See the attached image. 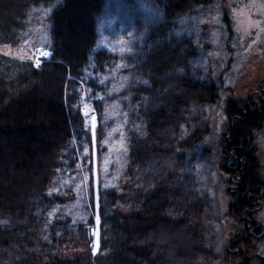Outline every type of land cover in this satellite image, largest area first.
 I'll return each mask as SVG.
<instances>
[{"label":"trees","instance_id":"trees-1","mask_svg":"<svg viewBox=\"0 0 264 264\" xmlns=\"http://www.w3.org/2000/svg\"><path fill=\"white\" fill-rule=\"evenodd\" d=\"M213 1L154 0L162 21L150 26L143 34L146 37L142 45L134 43L135 56H128L134 67L137 63L140 65L145 80L130 88L131 104L125 100L130 107L129 118L141 128L140 134L128 132L126 167L127 173L135 176L139 208L129 212L117 208L127 199L124 191L132 186L118 192L102 189L98 181L94 194L90 179L91 214L86 223L77 225V244L82 249L71 256L57 252L47 264H198V260L208 258L209 253L197 243L193 229L184 220H173L165 214L172 195L165 185L169 172L183 156L176 146L187 148L206 131L205 124L198 119L193 123L190 138L178 143L185 111L214 103L219 89L215 82L201 84L190 77L186 70L194 54L192 44L169 34V30L174 19ZM106 2L0 0V48L14 41L30 7L52 6L47 17L50 25L48 58L37 66L31 60L0 53V206L18 217L24 215L29 206L44 200L60 166L62 151L69 143L86 140L92 145L93 135L97 156L103 135L100 122L104 108L101 99L86 94L83 69L90 56L94 57L99 70L117 60L118 56L105 48L92 53L96 17ZM225 11L221 17L222 29H229ZM87 85L92 91L101 89L94 79ZM260 91L263 98L258 108L256 104L254 108L248 107L240 99L226 100L224 110L231 124L230 139L217 159L220 171L226 174V177L222 175V182L230 198L226 204L227 215L238 219L241 227L245 226L252 203L264 199V175L254 146L255 132L264 122V88ZM123 94L124 91L113 94L109 99H120ZM83 104L95 115L93 133L81 113ZM232 187L235 192L231 191ZM95 214L98 217L96 247L92 233ZM68 221L50 225L54 241H57L55 226L65 228ZM260 232L256 224L254 229L251 227L249 237L238 233L236 243L249 246L254 234ZM234 254L241 264H247L248 258L243 252Z\"/></svg>","mask_w":264,"mask_h":264},{"label":"rangeland","instance_id":"rangeland-1","mask_svg":"<svg viewBox=\"0 0 264 264\" xmlns=\"http://www.w3.org/2000/svg\"><path fill=\"white\" fill-rule=\"evenodd\" d=\"M205 5L174 19V25L169 30V34L187 39L192 44L194 54L188 60L186 70L190 77L201 84L215 82L219 89L214 103L190 108L183 115L178 143L190 138L193 123L198 119L205 124L206 131L189 147L176 146L183 156L166 180L165 188L172 195L165 214L173 220H184L196 234L197 243L209 253L208 258L198 260V264H241L234 254L239 251L248 258L247 264H262L264 199L257 202L261 204L259 208H250V217L244 221L246 229L241 227L238 219L229 217L226 204L230 198L222 182V175L226 177V174L220 171L217 159L225 142L230 139L231 124L224 110L226 100L240 99L242 104L251 105V108L256 104L255 108H258L263 98L260 90L264 88V0H214L212 4ZM51 7H30L14 41L3 45L0 53L37 64V54L41 53V49L48 50L50 44L47 17ZM223 11L229 18V29H222ZM161 21L162 16L154 0H107L104 9L97 15L92 53L105 48L118 56L102 70L96 67L94 57L90 56L83 69L86 94L101 99L104 108L100 122L103 135L97 146V156L93 135L92 145L86 140L72 141L62 151L60 166L43 201L29 206L19 217L0 206V264H47L57 252L71 256L81 250L77 244V225L86 223L91 214L90 179L94 194L98 181L102 189L118 192L132 186L124 191L127 199L117 208L123 212L139 208V200L135 198L138 191L134 185L135 176L128 174L126 167L128 132L140 134L141 128L129 118L130 107L127 105L131 104L130 88L143 84L145 80L140 65L137 63L134 67L128 56H135L134 43L142 45L146 37L143 34L151 25ZM90 79H94L101 89L92 91V87L87 85ZM123 91L120 99H109L111 95ZM85 105L81 106L82 114ZM93 116L94 113H90L85 117L92 133ZM94 122L96 126V119ZM254 146L264 175V122L255 132ZM232 190L236 191L234 187ZM57 198L64 201L60 202ZM66 219L70 221L65 228L55 226L53 231L57 241H54L50 225ZM256 224L261 232L250 240L249 246L236 243L239 234L249 237L251 227L254 229ZM97 225L95 214L92 228L94 247L97 246ZM230 242L233 244L230 245ZM225 247L228 250L226 255Z\"/></svg>","mask_w":264,"mask_h":264},{"label":"snow or ice","instance_id":"snow-or-ice-1","mask_svg":"<svg viewBox=\"0 0 264 264\" xmlns=\"http://www.w3.org/2000/svg\"><path fill=\"white\" fill-rule=\"evenodd\" d=\"M41 53H42L44 56H48V55H50V53H49L48 51L44 50V49H41ZM37 66H39V61H37ZM82 112H83V114H84L85 117H88V116L90 115L91 109H89V108L87 107V105H85V106L83 107V109H82ZM92 120H93L92 127H93V129H94V127H95V122H94V121H95V117H94V116L92 117ZM85 151H87V150H85Z\"/></svg>","mask_w":264,"mask_h":264},{"label":"flooded vegetation","instance_id":"flooded-vegetation-1","mask_svg":"<svg viewBox=\"0 0 264 264\" xmlns=\"http://www.w3.org/2000/svg\"><path fill=\"white\" fill-rule=\"evenodd\" d=\"M226 140H227V138H226ZM229 140V139H228ZM252 207H255V209L257 208V207H259V204L257 203H252V205H251ZM250 210V209H249ZM251 211V210H250ZM257 235H259V233L257 234ZM256 234H254V236H257Z\"/></svg>","mask_w":264,"mask_h":264},{"label":"built area","instance_id":"built-area-1","mask_svg":"<svg viewBox=\"0 0 264 264\" xmlns=\"http://www.w3.org/2000/svg\"><path fill=\"white\" fill-rule=\"evenodd\" d=\"M38 57H45V56H44L42 53H38V54H37V58H38Z\"/></svg>","mask_w":264,"mask_h":264}]
</instances>
